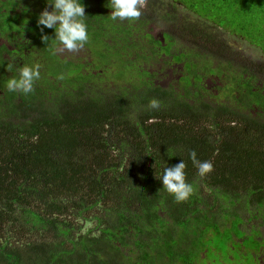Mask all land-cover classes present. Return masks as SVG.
I'll list each match as a JSON object with an SVG mask.
<instances>
[{
    "label": "trees",
    "instance_id": "obj_1",
    "mask_svg": "<svg viewBox=\"0 0 264 264\" xmlns=\"http://www.w3.org/2000/svg\"><path fill=\"white\" fill-rule=\"evenodd\" d=\"M139 1V18L113 20L110 0H82L89 40L60 57L55 30L41 32L37 24L51 10L48 0H0V36L30 50L27 65L38 64L40 72L34 90L20 92L9 106L20 110L17 120L0 113V264H198L201 252L217 251L226 257L240 213L255 212L236 209L234 200L264 197L253 187L264 181V116L240 114L233 100L214 111L195 82L184 92L155 88L158 71L149 74L135 62L159 61L144 26L157 4ZM178 1L264 50V0ZM227 7L242 22L240 33L220 22ZM88 53L92 61L83 57ZM207 53L198 57L210 64ZM190 54L187 63L194 62ZM5 61L0 52V71ZM188 73V79L200 76ZM251 78L246 90L260 81ZM225 120L234 122L230 138H211L207 131L218 125L223 134ZM192 150L212 163L206 175H199ZM182 159L194 191L177 201L160 177Z\"/></svg>",
    "mask_w": 264,
    "mask_h": 264
},
{
    "label": "flooded vegetation",
    "instance_id": "obj_2",
    "mask_svg": "<svg viewBox=\"0 0 264 264\" xmlns=\"http://www.w3.org/2000/svg\"><path fill=\"white\" fill-rule=\"evenodd\" d=\"M185 8L194 18L199 17L197 13L190 11L186 6ZM170 12H172V10L168 8L165 13ZM198 20L201 28L206 27V30L209 29V21L201 18ZM180 22V19L176 18L169 27L166 24L161 26L160 20L158 23L156 22V30L152 33L147 31V26L149 27L151 24L145 23L144 25L146 29L145 33L151 35V39L156 43L157 47L154 54L157 55L156 57L159 60L157 63H161L160 78H154L152 76L154 87L162 88L163 92L164 89H168L170 93L172 89L178 92H184L185 86L190 87V84L195 82L194 88L199 91V95H202V98L205 99L206 103L214 111L219 112L223 107V102L228 104L233 100L234 103H239L236 111L240 114L244 116L257 115L259 119L261 115L264 116V81L261 80L263 79L264 73L259 71L256 64L246 63L241 60L236 61L231 57L225 56V45H227V43L215 39L213 35L205 33V30L201 32V36L202 42L207 46L206 50L208 52L207 55H209L210 66H204L203 64L205 62H203L200 57L190 54V51L179 49L178 46L174 49L175 39H172L170 34L174 35L176 33L177 36L181 38L180 31L186 27L180 25ZM216 26L224 31L222 26ZM169 28L171 33L169 32ZM192 29L196 31L197 28L194 26L191 30ZM12 42L0 36V52L3 53V57L7 60V62L5 61V63L2 64V71H0V76L3 77V82L0 84V113L1 118L4 116L5 120L16 121L20 115V110L12 111L9 106L14 100L19 99L18 96L20 92L9 91L6 87V82L13 76L18 77V69L32 61L30 59V50H27L25 47H16L15 42ZM253 45L255 46V44ZM167 50H169L172 58L166 54ZM189 54L192 56L191 61L195 63H187V56ZM216 54H220V57H215ZM178 56H181V58L173 59ZM198 63L201 64L199 67L200 69L197 67ZM9 64L13 65L11 71L7 68ZM210 67H214V69H210ZM189 68L193 69V71L196 70V73L200 76L188 79ZM167 70H171V77L166 74ZM206 71L209 74H207L208 76L214 75L216 77L209 78L205 84L203 81V74H205ZM174 72H178V74L175 76ZM148 73L151 74V69H149ZM161 73L163 77H161ZM251 76L259 77L260 81L255 88L250 89L251 94L248 95L246 92L250 90H246L245 87L248 80L252 81ZM219 92L222 94H219ZM229 92L233 93V97H230L231 94ZM204 94H207L208 97ZM233 124L234 122L228 123L225 120L221 125V129L224 128L222 129L223 134H220L218 125L214 126L216 128L215 131L210 130L207 131V133L211 138L222 137V140L225 138L229 139L231 131L229 126L232 127ZM223 146L224 148H228L230 144ZM229 154L233 155L232 152ZM244 186L248 187L247 190L250 191L249 185L245 184ZM253 187L255 192L264 194V181L256 182ZM238 192L245 193L243 190H239ZM241 197L242 199L238 200L240 204L244 207L255 208L254 214L251 215L253 217L247 223L248 227L247 224H245V228L241 227V223L237 222V227L240 231L233 228L232 232L229 234V241L226 244V248L223 249L224 251L221 250L226 257L222 256L223 254L218 251L213 253V255H215V259H218L221 264H228V262L226 263L225 261H229V264H264V197L261 198L258 195L254 201H252L249 196L245 197L242 195ZM230 226L232 227V224L230 225L228 223L226 228H230ZM200 258L198 264L213 263L204 252H201Z\"/></svg>",
    "mask_w": 264,
    "mask_h": 264
},
{
    "label": "clouds",
    "instance_id": "obj_3",
    "mask_svg": "<svg viewBox=\"0 0 264 264\" xmlns=\"http://www.w3.org/2000/svg\"><path fill=\"white\" fill-rule=\"evenodd\" d=\"M51 10L45 8L38 16L37 24L55 30V39L60 51H77L84 47L89 40L87 15L85 5L82 0H48ZM111 18L113 20H125L129 18H139L141 11L138 7V0H110ZM45 41L48 36H42ZM11 71L13 65L7 66ZM18 77L13 76L6 82V87L11 92H21L24 94L34 90V83L40 77L39 65H24L18 69ZM151 106L159 110V103L155 99L151 101ZM190 158L196 165L201 176L209 173L213 165L210 161H200L197 159L195 150L190 152ZM186 163L182 159L178 164L171 167H164L162 180L163 188L174 196L177 201H184L192 195L194 189L191 183L186 182Z\"/></svg>",
    "mask_w": 264,
    "mask_h": 264
},
{
    "label": "rangeland",
    "instance_id": "obj_4",
    "mask_svg": "<svg viewBox=\"0 0 264 264\" xmlns=\"http://www.w3.org/2000/svg\"><path fill=\"white\" fill-rule=\"evenodd\" d=\"M172 1V0H170ZM178 0L172 1L175 4L168 2V0H161V5L158 4L159 1L155 0L154 3H156L157 5H154L152 7V10H147V21L148 23L151 24V26H147V31L148 32H153L156 30V22L158 23L161 20V26H163L164 24L168 25L170 27V24L172 22H174L177 19H180V25L185 26L186 28H184L182 31H180V37L177 36V34L175 33L174 35L170 34L172 39H175V46L174 49L176 48V46L179 47V49H185L187 51H190V53H192L193 55L197 56L204 54L205 52H207L206 48L203 46H200L202 44L201 39L199 38V33L201 34V32H204L206 30V27L201 28L200 26V22H199V18L200 17H196L194 18V16H192V14H189V12L187 11V9L185 8V6L181 3L177 2ZM143 2L139 1L138 5L141 7V5ZM187 7V6H186ZM168 8H171L172 12L170 13H165L166 10H168ZM188 8V7H187ZM190 9V8H189ZM191 10V9H190ZM224 12V16L222 17V20H220V22L222 23V25H234L237 27V29L240 33V27L242 22L238 23V15L234 14V10L232 8L227 7L226 9L223 10ZM237 19V20H236ZM248 20L253 21L255 24V28L256 29H261L260 26L257 23V20L252 19V15H249ZM209 29H207L205 31V33L211 34L213 35V37L217 40H221L227 43V45H225L226 50H225V56L227 57H231L234 60L238 61H244L246 63H255L257 68H259V71H261L264 68V50L259 47L258 45H253L250 41H248L247 39H245L242 35L234 33L232 31H230L229 29L226 30L224 29V31L220 28H218L216 26L215 23H213L212 21H209ZM194 26H196V28L198 29V31L196 33H194V29L191 30V28H193ZM162 28V27H161ZM188 31V32H187ZM223 31V32H222ZM226 31V32H225ZM169 32H170V28H169ZM192 32V33H191ZM199 32V33H198ZM171 33V32H170ZM59 56L60 57H67V54H71V51H60L59 48L56 49ZM139 54V53H137ZM213 56V55H212ZM85 57L88 61H92L93 58L90 57V54L88 53L87 56H83ZM133 59H136V56L133 55L132 56ZM214 57V56H213ZM215 57H220V54H216ZM214 57V58H215ZM212 58V57H211ZM141 59H138L137 61H140ZM135 64L137 66H139L140 68H144L146 70L151 69V72L154 71H158L157 72V78H160V70H161V63H157L154 61H150V63L146 64V63H142L141 61L135 62ZM204 66H210V64H208L207 62H205L203 64ZM201 66L200 63H198L197 67L198 69H200L199 67ZM155 68V69H154ZM210 69H214V67H210ZM171 70H167V75L169 77H171L170 75ZM178 74V72H174V75L176 76ZM208 73L206 72L205 75L203 76V81L206 84V81H208L209 78L212 77H216V76H208ZM161 77H163V74L161 73ZM168 77V78H169ZM172 81V80H171ZM105 83H112L111 81H104ZM118 83H116V85H118ZM115 85V84H114ZM212 91V90H210ZM219 94H222L221 92H219ZM206 97L207 94H204ZM204 195L208 194L209 190L205 189ZM238 199H242V197H237L236 200H234L233 206H235L236 209H238L239 207L241 208L243 205L240 204V202H238ZM251 209L247 210L246 212H241L240 215L243 217L242 218V222H241V227L245 228V224H247L251 218L253 216L250 215L249 218L248 215L250 214ZM245 216V217H244ZM236 215H234L232 217V219L229 221V224H233V222H235V218ZM248 227V224H247ZM231 228V226H230ZM221 234H216V235H212L213 239H217L218 236ZM212 246H217L218 244H211ZM209 259H211L213 261L212 264H221V262L218 259H215V255L210 254L209 255ZM215 259V260H213ZM226 263L229 261H225ZM224 262V263H225Z\"/></svg>",
    "mask_w": 264,
    "mask_h": 264
}]
</instances>
